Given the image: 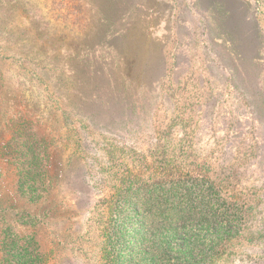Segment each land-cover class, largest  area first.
<instances>
[{
  "label": "rangeland",
  "instance_id": "obj_1",
  "mask_svg": "<svg viewBox=\"0 0 264 264\" xmlns=\"http://www.w3.org/2000/svg\"><path fill=\"white\" fill-rule=\"evenodd\" d=\"M26 144L48 177L22 175ZM161 161L243 195L226 251L136 232L132 187ZM166 258L264 264V0H0V264Z\"/></svg>",
  "mask_w": 264,
  "mask_h": 264
},
{
  "label": "trees",
  "instance_id": "obj_2",
  "mask_svg": "<svg viewBox=\"0 0 264 264\" xmlns=\"http://www.w3.org/2000/svg\"><path fill=\"white\" fill-rule=\"evenodd\" d=\"M35 150V147L26 144L25 149L21 151V153L26 152L30 164L26 169L22 168L20 172L29 182L41 175L48 177L51 171V161L46 157L38 158ZM160 163L162 161L158 163L154 171L148 170L150 175H145L146 181L139 182L141 181L139 179L138 185L132 187L139 194L133 197L135 198L133 201L134 214L139 216V224H141L136 232L140 235L150 233L149 237L160 236L170 239L171 243L167 242L165 246L167 252L184 253L198 246L201 251L208 247L216 250L217 254H220L218 251H226L228 245L232 244L242 230V222L250 211L245 203L241 202L243 195L237 197L235 189H220L219 185L210 179V176L201 171L195 172L198 167L192 171L193 184H188L184 177L175 178L172 175L170 181L164 182L165 172H172V167L163 169ZM133 166L135 167L131 170L128 169L129 173L136 169L142 170L146 164L144 160H138L137 165ZM161 169L163 172L160 171ZM150 188L154 189L152 196L147 195ZM122 199L123 207L121 208H130L128 204L132 201L125 202ZM138 199H143L142 203ZM160 205H165V209H170L175 213L165 219L157 218L155 210ZM111 207L116 208L117 206L112 201L107 202V211H111ZM151 216L155 218L153 219L155 223H151V227L146 229L145 221ZM162 245L161 239L157 241L154 245L155 252L162 249ZM167 257H169L168 253ZM171 260V258H166L165 261L169 264L172 263Z\"/></svg>",
  "mask_w": 264,
  "mask_h": 264
}]
</instances>
